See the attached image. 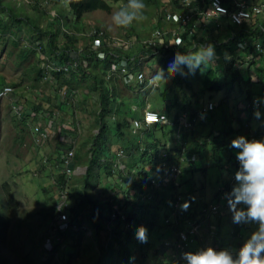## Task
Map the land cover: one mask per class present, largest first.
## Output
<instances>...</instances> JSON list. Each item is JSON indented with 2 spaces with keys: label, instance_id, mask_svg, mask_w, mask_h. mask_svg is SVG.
<instances>
[{
  "label": "rangeland",
  "instance_id": "1",
  "mask_svg": "<svg viewBox=\"0 0 264 264\" xmlns=\"http://www.w3.org/2000/svg\"><path fill=\"white\" fill-rule=\"evenodd\" d=\"M156 1L160 3L143 0V19L134 20L129 26L122 27L113 23L112 15L125 6L127 0H105L109 5L108 11L86 13L81 20L74 19L65 0H0V87L8 85L15 91L14 97L8 95L0 99V264H96L97 255L105 256V252L107 255L112 254L111 259L117 263L122 262L121 256L125 252L132 258L126 259L129 264H184L183 253H195L208 247L227 250L235 258L240 246L257 230V223H240L238 225L244 227L243 232L231 236L230 229L236 224H233L230 216L220 220V239L211 241L215 237L212 232L195 236V232L205 230L201 228L193 233L194 247V243L180 247L171 241V237L176 240V235H167L168 228H165V222L162 220L161 229L146 228L147 241L140 243L134 235L127 233L128 227L125 226L132 209L129 206L135 202L129 201L125 205L126 192L130 191L132 185L125 183L123 192L112 189L123 181L122 176L127 171H117L118 158L115 160V168L111 167V172L115 169V177L108 175L106 167L97 164L91 167L90 160L96 153H102V163H109L111 158V164L114 155L120 154V146L112 130H107L106 139L95 145V135L99 133V125L96 123L99 113L97 93L102 86L108 88L111 85V91L115 88L116 102L123 103L122 113L132 112V108L136 109L143 101L149 107L157 109L155 104L160 102V92L165 87L160 89L148 85L135 87L133 90L125 84L126 81L117 79L118 69L126 67L129 61L134 60H140L142 69L138 71V75L130 78L131 80L140 81L137 80L139 75L143 78H153L155 67L165 66L166 61L173 56L167 58V49L161 47L168 46L173 26L176 25L167 21L166 17L177 10L178 6L172 9L173 6L167 2L172 0ZM263 1L245 0L249 6ZM5 8L11 11L12 17L18 23L7 19ZM254 20L253 18L252 21ZM252 21L246 24L250 25ZM31 26L34 29L38 27L40 31ZM196 28L198 29V26ZM209 30V38H216L219 40L218 44L230 34L228 28L211 27ZM48 32L54 35L53 47L47 46ZM201 34L203 33L194 32L196 43H200ZM67 37L74 39L73 47L78 49L80 56L65 63L74 65L72 68L75 69L72 71L78 72L75 74L78 76L77 80L71 79L72 90H69L70 85L62 84V78L66 77L68 71L62 68L57 70L60 64L54 60L53 55L56 53L48 54L54 47L62 48L68 42ZM181 46L183 42L178 49ZM39 47H48L45 51L47 55L41 53ZM230 47L227 42L215 45L214 48L221 52L218 54L214 51L213 61L199 67L190 75L184 65L180 66L186 73L181 77L184 79L188 99H191L193 104L206 103L209 100L217 104L214 115L196 129L202 133V139L206 138L208 144L219 131H228L233 127H236L234 129H238L243 137L247 135L248 130L239 129V115L244 116L243 125L245 119H250L252 123L246 127L251 131L259 130L252 139L264 138V105L254 106L252 102L253 110L244 108V102H251V97H264V83H261L260 79L264 77V64L263 69L260 66L255 67V64L247 65L241 60L244 52L237 54V58ZM108 49V53H113L118 58L108 55L110 64L102 65L100 61L106 57L105 51ZM178 49L177 51L189 54L184 47ZM93 51L98 60H87L89 57L85 56ZM236 58V63L241 64L237 67L232 63ZM101 66L107 72L109 70L108 75L101 70ZM215 68V74L227 85L219 92L204 91L207 90L203 83L205 74L209 69ZM235 71L237 80H233ZM102 72L105 76L104 80L100 81ZM165 72L167 75L160 81L154 78V82H158L159 86L160 83L164 85L171 80L173 73H168L166 66ZM241 73L249 75L241 77ZM246 77L248 81L253 82L249 88ZM246 89H251L254 94L246 98ZM227 94L226 99L224 97ZM166 96L170 98L168 94ZM222 101L225 102L224 105L221 104ZM119 105H116V108ZM204 108L201 106L200 110ZM255 108L261 112L262 121L254 119ZM157 110H161L160 105ZM188 114L189 112L183 113L185 117H188ZM183 121L174 116L169 125L182 124ZM191 126H194V122ZM155 134L160 138L159 133ZM171 136L169 128V133L161 139L165 140ZM196 136L191 135L188 138L194 139ZM247 136L249 138L251 134ZM234 137L235 135L233 139ZM178 140L176 137V141ZM111 153L113 157L110 156ZM218 156L219 153L213 154L209 151L207 160L203 158L202 162H197L207 166L208 172L206 176L197 173L194 176V187H191L190 183L184 191L194 188V193L205 195V201H210L212 195L209 191H217L219 182L230 179V175L223 171L218 174L215 168ZM66 159L69 162L64 164ZM221 160L224 162L225 157H221ZM140 165L142 166V161ZM146 165L149 164L145 163L143 166ZM180 165L171 164V173L180 171ZM89 170L93 173L92 180L86 179ZM161 180L159 189L174 182L173 178ZM202 184L205 188L198 192ZM226 184L229 185L228 182ZM117 191L118 194H115ZM138 191L140 193H137ZM138 191L136 190V195L143 197L144 194L139 189ZM166 203L175 209V215L176 211H180L179 204H173L168 199L160 203L154 202L162 215L168 214V220L171 221L175 218L174 212H171L168 206H159ZM237 205L239 209L244 207ZM74 207L78 208L77 216L72 212ZM149 219L151 224L152 219ZM158 224L159 221H156L157 226ZM192 225L194 224L187 220L181 230L185 232ZM136 227L134 226L133 230Z\"/></svg>",
  "mask_w": 264,
  "mask_h": 264
},
{
  "label": "trees",
  "instance_id": "2",
  "mask_svg": "<svg viewBox=\"0 0 264 264\" xmlns=\"http://www.w3.org/2000/svg\"><path fill=\"white\" fill-rule=\"evenodd\" d=\"M65 1L67 2V4H68L67 6H68L69 10L72 12L75 20H81L83 15L86 13H91V12H95L98 10H101V11H108L109 10V5L105 2V0H65ZM151 1L153 3H160L156 0H151ZM225 1H226V4L230 6V1L229 0H225ZM168 4L171 5V3H169V2H168ZM195 4L199 5V6H202L204 4L203 6L205 8L210 5L207 0H195ZM173 8H175V7H172V9ZM177 8H179V9H177ZM177 8H176L177 10H174L177 12V14H179L180 12L181 13L183 12L179 6ZM5 13H7V16H8L7 19L9 21H11V19H12L13 21H15L14 23H18L16 21V19L14 17H12L11 11L9 9L5 8ZM164 13H165V11H164ZM16 17H20V16H16ZM211 23H212V20L206 21V24L204 25L203 28L199 24L198 29L195 27L194 30H193L194 24H190L187 27V29L179 30V35H180L181 41L183 42V46H181V47L186 48L189 53H192V52H195L199 46H205L204 43H202V44H199L198 42L196 43L197 39L195 40L194 32H200L201 30H204L205 28H211V26H212ZM30 25H32V23ZM239 26L240 27L238 29L233 28L232 26H229L230 33L233 32L234 34L237 35V37L234 40H231L229 43H227V44L231 45V47H230L231 52L233 51L235 54H236L235 51L237 50V49H235V44L239 41L240 37H244L243 32L244 33H245V31L251 32L250 26L247 25L246 23H242ZM31 27L34 29L33 26H31ZM256 27L257 28L254 31L262 33L258 36L264 37V32H262L260 30L261 28L264 29V22H261V21L256 22ZM229 29H228V31H229ZM34 30L40 31V29L38 27H37V29L35 28ZM47 36H48L47 46L49 45V46L53 47V42H54L53 33L48 32ZM67 38H68V42L65 43V45L62 48L57 49L54 47L51 50H49L48 54H51V53L55 54L56 53L55 55H53L55 62L60 64V66H62V67L67 66L68 72L65 74L66 77L62 78L63 79L62 84L63 85L66 84L68 86L70 85L69 90H72L73 82L71 81V79L77 80L78 76L75 74H77L78 72L72 71L73 69H75V68H72L74 65L68 66V65H64V64L66 63V61H69L71 58L76 59V58H79L80 56L78 53V49L73 47L74 39L72 37H67ZM207 39H208V36H206V38L201 37L200 42H204ZM210 45L214 48L215 45H217V42L214 40ZM47 48L46 49L43 48V53H45ZM161 48H163V47H161ZM109 50L110 49L105 51L106 57L100 61L102 63V65L109 62V60H108L109 56L108 55L116 57L113 53H108ZM214 50H216V48H214ZM263 50H264V46H263ZM252 51L253 50L252 49L250 50V47H249L247 49V51H244L245 53L243 56H245V57L250 56ZM175 52H177V49H175V48L167 49L166 53H165L166 57L167 58L170 57ZM72 53L76 54V55L71 56L70 54H72ZM241 53H242V51H241ZM262 53H264V52H262ZM87 55L85 56V57H89V58H87V60L95 59V58L97 59V55L94 51L91 52L88 56ZM235 56H237V54ZM159 57H160V55H159ZM256 57L257 56H255V55L253 56V61H249L248 59L243 58V57H241V58H242V61L244 63H247V65H250V64H255ZM116 58H118V57H116ZM237 58H238V56H237ZM237 58L234 61H232L233 64H235L237 62ZM45 59H46V57H45ZM162 59H164V58H162ZM47 60H49V59H47ZM136 61L137 60L129 61V63H128L130 65L131 69L132 70L134 69L133 70L134 72L142 69V65L140 64V62L135 67ZM242 61H241V63H242ZM116 62H114V63L116 64ZM108 64H110V63H108ZM108 64H107V66H108ZM78 65H79V63L77 64V66ZM75 66H76V64H75ZM95 66H97V64H95ZM204 66L205 65L203 64L200 67H204ZM255 67H259V66L255 65ZM41 68H43V64L41 65ZM41 68H39V70ZM101 68H102L101 70L105 74H107V75L109 74V70L107 72L103 66H101ZM217 68L219 70V67H217ZM217 68H215L214 70L209 69L207 71V73L205 74V77L203 79V83L207 86V90H204V91L219 92L227 85L226 82H221L219 77L215 74ZM262 69H263V67H262ZM39 70L37 72H39ZM103 72L101 73L102 77L100 78V81L104 80L105 74ZM62 74H64V73H62ZM233 75H234L233 80H237L236 79L237 78V72L236 71ZM241 77H242V73H241ZM117 79L123 81V77L119 74H118ZM150 79H152V77ZM260 79H261V83H264V77H261ZM245 81L247 82V85L250 84L249 83L250 81H248V78H246ZM127 85L129 87H131L133 90L135 89V87H141L142 86V85H139L135 82H132V83L127 84ZM184 85H185L184 79H183V77H181V75H179L177 73H173L171 75L170 82L166 84V88L169 86L170 87L167 90L165 88L160 92V95H161L160 102L155 104L157 109L159 108V105H160L161 110H157V109H154L152 107H148L146 109V110H151L155 113H158L159 115H165L166 117H169L170 121H168V123L166 125L160 126L157 124H153L149 129H144V137H142V138L138 137L139 135H141V131L138 130L137 133L134 134V121L135 120L137 121V119L141 118V116H142L141 113L143 112V109L145 108L147 103L143 101L144 103L141 102L139 104V107H136V109L132 108V112L122 113L121 108L123 107V105H121V104H123V103L116 102L117 92H116L115 88H112V91H111V90H109V88H111V85L108 88L102 86L100 88L99 92L97 93L99 113L96 116V118H97L96 123L99 125L98 126L99 127V133L97 135H95V143H96L95 145L97 146L99 142H103L104 138L106 139L107 130H112L114 132V135L117 137V140H118L117 143L120 146V148H119L120 154L118 156H117V153L114 155V157H115L114 160H111L113 162L112 164L110 162L111 158H109V160H108L109 163H107V162L102 163L100 161L102 153L101 154L96 153V155L93 156V159L90 160L91 167L95 164L106 167L107 169H105V170L107 171L109 176L115 177L114 176L115 175V169L113 170V172H111V167L115 168L114 167L115 163H116L115 160L117 158H118V160H117L116 166H117L118 162H120V164H121L119 169L117 168V171H120V170L127 171V172H125V175L122 176L123 181L121 183H117V185L113 186L112 189L123 192L122 187H124L125 183L132 185L130 188V191L126 192V204H125V205H127L129 201H135V202H132L130 204L129 207H131L132 209L130 210V212L128 214V219H126L127 223L125 226L128 227V231H127L128 234L134 235V230H133L134 226H143L145 228H148L149 230H153L155 227H157L158 229H161L160 221L163 220L165 222V228L166 227L168 228V234L167 235L174 236V234H175L176 240H175V238L171 237V241L176 242L177 246H180V247H183L184 245H190L191 246L195 242V238H194L193 233L197 229H201V228L205 229L202 231L200 230L199 232H195V236H197V237H199V235H201V234H208L210 232H212L213 233L212 235H214L215 237H217L219 235V229L216 227V224L217 223L221 224L220 220H215L214 224H209L207 222V220H212V219H210V214H208L206 212H202L201 210L203 208H205L207 205H209L210 203H213L215 201H219L220 199H222L223 191H214V190L209 191V194H211L212 196L210 198V201H205L206 196L202 195L200 193H194V191H192L194 188H192L191 191L184 192L182 190H177L175 187L181 186V185H188L190 183H191V187H194V176L197 173H200L201 176H206L209 168L207 166H203V165H200L198 163L202 162L203 158H205L207 160L206 156H207L209 151H212L213 154H215V153L220 154V156H218V158H217L216 167H215L218 170L217 171L218 174H220V171H223L224 173L227 174V173L232 172L233 170L237 169L238 168V162H237L236 158H234L235 156H233V152L235 151V149L230 148L229 144H230V141L233 139L234 135H235L234 138H236L238 136H242V135H240V131H238V129H234L236 127H233L231 129H229L228 131H223V132L219 131V134L216 135L209 144L207 143L206 138L202 139V133L198 132L199 130H196V129L198 128L199 125L205 124V122H207L209 120V118L212 115H214L216 109L214 110V112L207 111L208 112V114H207L208 118L205 119L202 123L199 124V122L194 121L193 127H195V129L190 133H187V132L183 131L182 129H179L178 124L177 125H169V123H171V120L174 116L179 117L180 116L179 114H183L185 112H189V113L191 112V109H192L191 108L192 105L190 104L191 101H189V99L186 95V89H184V87H185ZM251 85H253V84L251 83ZM7 86L8 85H4V86L0 87V91L4 87H7ZM9 87H11V86H9ZM14 92L15 91L12 88V92L10 95H12L13 97L15 96ZM167 94L170 96V98L166 96ZM252 94H254V93L249 91V93L246 92L245 96L247 98L248 95L251 96ZM250 99H247V100H250ZM206 103H208V101ZM206 103H202V104H206ZM221 104L224 105L225 102L222 101ZM116 105H119V106H117V108H116ZM173 105L177 110H175L174 113H170L169 107L173 106ZM188 107H190V109H187ZM141 109H142V111H141ZM180 110H182L184 112L183 113H182V111L178 112ZM198 110H200V108ZM245 120H248V119H245ZM239 122H240V120H239ZM168 127L171 129V135L172 136L165 139V140H162L161 139L162 136L169 133ZM165 128H167L166 133L164 132ZM240 128H241V126L239 127V129ZM244 130L247 131L248 129H244ZM177 131H179L181 134V137L178 141H176V137H175V135H177ZM156 132L159 133L160 138H158L156 136L157 135V134H155ZM249 133L251 134V137L249 136V138H248L247 135ZM258 133H259V130H258V132H256L255 130L251 131L249 129L247 131V135H245L244 137L246 139L252 140V137L253 136L256 137V135ZM191 135H197V136L194 139L188 138ZM182 142L188 143V146L186 149L187 155L196 157L194 159L195 163H193L192 166H191V163H180L181 165L179 166L180 167L179 172H184L187 175V178L185 180H183L182 182L181 181H174L172 183V185H167V186L161 187V189H159L158 187L150 186L149 185V178H148L149 172H147V171L144 172L145 168L149 167V166H151L157 162V158H158L160 150L166 151V152L168 151L169 153H172V151H173L175 153L176 151H178L180 149L179 144ZM169 143H171L173 145V147L168 148L167 145ZM104 148L105 147H103V150H104ZM106 152H108V150H106ZM110 156L113 157V154L111 153ZM221 157H225L224 162L221 160ZM170 159H171V162L173 164L177 163V161L175 160L174 157H172ZM141 161H142V166L140 165ZM122 162H124V163H122ZM145 163L149 164V165L143 166ZM91 167H90V169H91ZM90 171L91 170L88 171V175L86 176V179L92 180L93 173ZM227 180H225L224 183H227ZM86 182L88 183L89 180L88 181L86 180ZM142 183H144V185H142ZM219 183H221V182H219ZM137 187L144 194V196H143L144 198L141 196L138 197L136 195V190L138 191ZM204 188H205V185L202 184L201 187L198 189V192L204 190ZM118 191L115 194H118ZM137 193H140V192L138 191ZM115 194H113V195H115ZM193 197L195 198L194 200L192 199ZM165 199L170 200L173 204L178 203L179 205L181 203H183L184 201H188L189 207L187 208L186 211H181V210L176 211V215L174 212L175 218H172V220L169 221L168 220V218H169L168 214L167 215L165 214V216H163L162 213L160 212V209L157 208V206L154 204V202L160 203ZM81 206H83V205H81ZM159 206L170 207L169 203L159 205ZM77 209H78L77 207H74L72 209V212H74L76 216H77V212H78ZM170 209H171V207H170ZM198 211H201V212H198ZM110 212L111 213L113 212L112 209L110 210ZM198 214H201V218L196 220L195 224L192 225V227L190 229L183 232L181 230V228L186 223V221L188 219L196 218V216ZM119 218L120 217L118 216V219ZM149 218L152 219L151 224H149V222H150ZM156 221H159L158 226L156 225ZM189 222H191V221H189ZM194 228H196V230H194ZM243 229H244V227L242 229H240L239 232L237 231L235 234L242 233ZM192 230H193V232L191 233ZM181 234L185 235V237H186L185 241L181 239V237H180ZM192 246L194 247L195 243ZM181 253H182V250L180 251L178 258L180 257ZM102 256H104V255H101V254L97 255L96 264H101L102 262H104V264H129V261H127L126 259H130V257H129V254L125 253V252L121 256L122 262H120V263H117L116 260H112L111 259L112 254L107 255V252H105V256L103 258H102ZM124 260H126V261H124Z\"/></svg>",
  "mask_w": 264,
  "mask_h": 264
},
{
  "label": "clouds",
  "instance_id": "3",
  "mask_svg": "<svg viewBox=\"0 0 264 264\" xmlns=\"http://www.w3.org/2000/svg\"><path fill=\"white\" fill-rule=\"evenodd\" d=\"M144 7L143 0H127L125 6L113 13L112 21L117 26L127 27L134 20L143 19L141 10ZM214 56L215 52L211 45L199 46L195 52L189 54L175 52L166 61L165 66L168 73L183 76L186 73L180 66L184 65L188 70L187 74L190 75L201 65L210 64ZM165 66L155 67L153 78L160 81L165 77L167 75ZM253 104L264 105V97L254 98ZM253 117L260 120L261 112L258 108L254 109ZM229 147L236 150L238 168L233 178L238 183L230 192L224 194V199L232 213L233 223L254 222L258 225L257 230L240 246L235 258L227 250H214L208 247L195 253H183L184 264H264V139L249 140L238 136L230 141ZM237 204L244 207L238 209ZM188 207V201L179 205L181 211H186ZM134 238L140 243H145L147 229L137 226L134 229Z\"/></svg>",
  "mask_w": 264,
  "mask_h": 264
},
{
  "label": "bare ground",
  "instance_id": "4",
  "mask_svg": "<svg viewBox=\"0 0 264 264\" xmlns=\"http://www.w3.org/2000/svg\"><path fill=\"white\" fill-rule=\"evenodd\" d=\"M207 1L209 2V0H207ZM235 1L241 5V11L239 9L233 10L231 3L229 6L226 4L225 0H222L221 2L224 4V6L227 8L228 11H227V13L217 14L214 16H208L204 12L202 7H198L195 4V0H172L171 2L167 1V2L171 3V5L173 7L179 6L183 12L181 13L179 11L180 13L177 14V12L174 11V12H171V14H169L170 18L166 17L167 21L174 23L178 26H176V25L173 26L174 27L173 28V34L170 35L171 36L170 42H169L168 46L163 45V48H165V49H169V48L178 49V46L181 45V43H182L180 35H179V30L187 29V27L190 24H194V28H193V30H194L195 27L198 26L199 24L203 28L204 25L206 24V21L212 20V23H211L212 26L211 27L228 28L229 29V26H232L233 28L238 29L240 27L239 25H241L242 23L251 22L252 19L254 18L255 20L252 21V23L249 25L251 32H247V33L243 32L244 37H240L239 41L235 44V49H237L236 51L238 53H240L241 51L243 53L244 51H247V49L250 47V50L251 49L253 50L252 53L250 54V56H248V57L242 56V57L248 59L249 61H253L254 55L257 56V55H260L262 52H264V50H263L264 37L258 36V35L262 34L261 32L254 31L257 28L256 22H258V21L264 22V1L255 3L253 6H249V4L246 3V7H244L245 0H235ZM174 4H179V5H174ZM177 9H179V8H177ZM232 11L236 12V13H241L242 15L249 16L251 18L244 19L241 21V23H235V22H233V20L231 18V12ZM171 16L175 17L177 19V21L173 22L171 20ZM219 17H221L222 19ZM209 29L210 28H205L204 30L208 31ZM260 30L262 32H264V29L261 28ZM236 37H237L236 34H234L233 32L230 33L228 38H227V43H229L231 40H234ZM39 50L42 53L43 47H39ZM241 60H242V58H241ZM139 62H140V60L136 61L135 67L137 66V64ZM116 65H117V63H116ZM133 70L131 69L130 65L128 64L126 67L119 68L117 73L123 77V81L126 80L125 84H130L132 82H135L139 85H142L141 87H145V86H147L153 82L154 78L150 79L148 77L143 78V80L141 82L129 79V78H133L136 75H138L139 70H137L135 72ZM141 73H143V72L141 71ZM10 94H11V92L5 96L6 97L8 95L10 96ZM253 100L254 99H251V102L245 101L244 102V108L253 110V105H252ZM201 106H204L205 108L202 110H198L199 108H201ZM148 107H149V105H146L145 108L143 109L141 118L137 119V121H134V134H136L138 130L141 131V135L138 136L139 138L144 137V129H149L153 124H157V125L161 126V125H166L168 123L169 117H166L165 115L157 114L151 120L148 118H145V115L148 114V112L146 110ZM216 107H217V104L215 102H208L206 104H202V105L200 104L195 110L191 111L188 114L189 115L188 117H185L183 114H179L180 115L179 117L182 120H184L182 124H178L179 129H182L183 131H185L187 133L192 132L195 129V127L191 126L192 122L197 121V122H199V124L202 123L205 119L208 118V115H207L208 112L207 111L214 112ZM148 111L153 112L151 110H148ZM175 137L180 139L181 134L179 131H177V135H175ZM252 140H255V139H252ZM179 145H180V149L178 151H176L175 153L173 151H172V153H169L168 151L166 152V151L160 150L158 158H157V162L155 164L145 168L144 172H146V171L149 172L148 178H149V185L150 186L158 187V184L161 182L162 178H165V179L173 178L174 181H181V182L187 178V175L184 172H177L175 174L171 173L173 170L171 168V164H173V163L171 162L170 158H172V157L175 158L177 163H191V166L193 165V163H195L194 159L196 157L187 155L186 149H187L188 143L182 142ZM167 147L170 148V147H173V145L171 143H169L167 145ZM156 165L158 166V168ZM117 166L119 169L121 164L120 165L117 164ZM236 170L237 169L233 170L232 172L227 173L230 175V179L227 180L229 185L224 183V180L221 179L222 181H221V183H219V185L217 187V191H223L222 199H220L219 201H215L213 203H210L209 205H207L205 208H203L201 210L202 212H206V213L210 214V219H212V220H207V222L209 224H214L215 220H222V219H226V218L232 216V213L229 211L228 205L224 199V194L230 192L232 187L237 185L238 182L235 181L233 178V174L236 172ZM142 185H144V183H142ZM186 186L187 185H181V186H176L175 188L177 190L184 191V188ZM184 192H188V191H184ZM170 211L175 212V209L171 208ZM201 211H198V212H201ZM200 218H201V214H198L196 216V218L188 219V220L191 221L193 224H195V221L200 219ZM216 227L219 229L220 223H217ZM240 229H242V228L238 224H236L234 227H232L230 229L229 234L232 236L237 231L239 232ZM194 230H196V228H194ZM192 232H193V230L191 231V233ZM219 234H220V230H219ZM215 239H220V236L215 237L211 241H213ZM233 245H234V243H233Z\"/></svg>",
  "mask_w": 264,
  "mask_h": 264
},
{
  "label": "built area",
  "instance_id": "5",
  "mask_svg": "<svg viewBox=\"0 0 264 264\" xmlns=\"http://www.w3.org/2000/svg\"><path fill=\"white\" fill-rule=\"evenodd\" d=\"M222 0H209V3L210 5L208 7H204L203 10L204 12L208 15V16H214V15H217V14H224V13H227V8L224 6V4L221 2ZM230 3H231V6L233 7V10L234 9H239L241 11V5L236 2L235 0H229ZM244 7H246V2L244 4ZM208 8V9H207ZM170 17V16H168ZM231 18L233 20V22L235 23H241L242 20L244 19H248V18H251L249 16H244L242 15L241 13H236V12H231ZM171 19L172 21L176 22L177 19L173 16H171ZM162 44V43H160ZM163 45V44H162ZM69 66V65H68ZM60 68H62V70L64 71H67V66H64V67H57L56 69L59 70ZM130 79V78H129ZM128 79V80H129ZM143 79V76L142 75H139L137 80H142ZM126 81V80H125ZM12 92V88L7 86V87H4L1 91H0V99H2L5 95H7L8 93ZM148 114L145 115V118H148V119H152L154 116H156L158 113H155V112H150L148 111ZM69 161L68 159L65 160V163L64 164H67ZM181 239L182 240H186V237L184 234H181L180 235Z\"/></svg>",
  "mask_w": 264,
  "mask_h": 264
},
{
  "label": "crops",
  "instance_id": "6",
  "mask_svg": "<svg viewBox=\"0 0 264 264\" xmlns=\"http://www.w3.org/2000/svg\"><path fill=\"white\" fill-rule=\"evenodd\" d=\"M200 32H202L203 34H201L200 35V37H204V36H208L209 35V32H211V30H208V31H205V30H201ZM219 38H221L222 39V37H219ZM226 38V39H225ZM227 36L226 37H224L223 39H224V41L221 43V44H218V41L219 40H217L216 38L215 39H210L209 38V36H208V39L207 40H205L204 42H200L199 44H202V43H204L205 44V46H207V45H210L214 40L217 42V45H222V44H226V42H227ZM214 49V48H213ZM215 52H217L218 54L221 52V51H218L217 49L216 50H214ZM236 52V54H239L237 51H235ZM263 64H264V53H262L261 55H257V57H256V60H255V65H258V66H260L261 67V69H262V67H263ZM241 64H239V63H235V64H233V66H240ZM251 73V72H250ZM249 75L248 73H242V76H244V75ZM247 78V77H246ZM251 83H253L252 82V80L250 81V84H248V86H247V88H249V85H251ZM149 85H151L152 86V88H155V87H160V89H162V88H166V84H162V83H160V86H159V84L158 83H155L154 82V80H153V82L152 83H150ZM148 86V85H147ZM245 92H247V93H249V91H251V89H246V90H244ZM224 98H228V94H227V96L225 95V97ZM223 98V99H224ZM251 99H254V98H252L251 97ZM189 101H191V111H193V110H195L197 107L196 106H199L200 104H193V101L191 100V99H189ZM214 102L213 100H209L208 102ZM201 105H202V103H201ZM170 108V110H169V112L170 113H174V111L175 110H177L175 107H174V105L173 106H170L169 107ZM187 109H190V107H188ZM182 110H180V111H178V112H181ZM168 112V113H169ZM184 111H182V113H183ZM141 115H142V113H141ZM238 119L241 121L240 122V126H241V129H250L249 127H246V126H248V125H250L252 122H250V119H249V121L248 120H245V124L243 125V122H242V119H244V116H242V115H239V117H238ZM261 119V121H262V117L260 118ZM206 123V122H205Z\"/></svg>",
  "mask_w": 264,
  "mask_h": 264
}]
</instances>
